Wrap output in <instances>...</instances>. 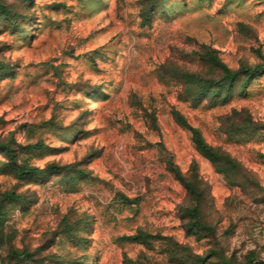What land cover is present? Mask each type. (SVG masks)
<instances>
[{
	"label": "rangeland",
	"instance_id": "obj_1",
	"mask_svg": "<svg viewBox=\"0 0 264 264\" xmlns=\"http://www.w3.org/2000/svg\"><path fill=\"white\" fill-rule=\"evenodd\" d=\"M0 157V264H264V0H0Z\"/></svg>",
	"mask_w": 264,
	"mask_h": 264
},
{
	"label": "clouds",
	"instance_id": "obj_2",
	"mask_svg": "<svg viewBox=\"0 0 264 264\" xmlns=\"http://www.w3.org/2000/svg\"><path fill=\"white\" fill-rule=\"evenodd\" d=\"M262 73H259V75ZM103 79H107V77L103 78ZM103 79L102 78H95L93 79L90 84L95 86V85H100V84H104L103 83ZM104 90V89H102ZM58 125H63V127H59L57 130V135H59L61 140H65V138H71L72 136L75 135L76 133V129L75 126H72L69 124L68 120H58L57 121ZM46 145L49 146H58V142L55 140V137H50L49 140L45 141ZM0 159H3L2 157H0ZM45 160H32L29 161V164L32 167H38L40 169H43L45 167ZM248 247H254V245L249 244Z\"/></svg>",
	"mask_w": 264,
	"mask_h": 264
},
{
	"label": "trees",
	"instance_id": "obj_3",
	"mask_svg": "<svg viewBox=\"0 0 264 264\" xmlns=\"http://www.w3.org/2000/svg\"><path fill=\"white\" fill-rule=\"evenodd\" d=\"M259 67L256 66L254 68L248 67V66H242L238 71L233 72L232 70H230L227 67H224V72H225V77L223 78V80L225 81V83L223 84L224 87H226L230 92L231 87L233 86L234 82L236 81L237 77L239 74L244 73L246 75H254L256 72L259 71ZM245 85V84H244ZM193 131V137H194V141L196 142V144L202 149V150H206L207 146L204 142H202L200 140V137L198 136V134L196 133V131L194 130V128L190 127ZM32 171H39L38 168H33Z\"/></svg>",
	"mask_w": 264,
	"mask_h": 264
}]
</instances>
